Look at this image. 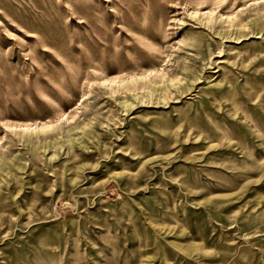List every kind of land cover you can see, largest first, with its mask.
Here are the masks:
<instances>
[{
    "label": "rangeland",
    "instance_id": "rangeland-1",
    "mask_svg": "<svg viewBox=\"0 0 264 264\" xmlns=\"http://www.w3.org/2000/svg\"><path fill=\"white\" fill-rule=\"evenodd\" d=\"M0 264H264V0H0Z\"/></svg>",
    "mask_w": 264,
    "mask_h": 264
}]
</instances>
